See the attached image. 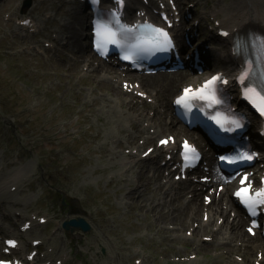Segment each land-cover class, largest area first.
Instances as JSON below:
<instances>
[{
	"label": "rangeland",
	"instance_id": "374dc122",
	"mask_svg": "<svg viewBox=\"0 0 264 264\" xmlns=\"http://www.w3.org/2000/svg\"><path fill=\"white\" fill-rule=\"evenodd\" d=\"M21 1L0 0V155L3 157L0 164L7 163L2 171L3 179L10 180L9 172L14 168L27 170L29 166L35 175L25 190L3 193L1 199L13 207H24V212L29 209L25 214L34 219L37 217L32 208L39 210L42 206L47 216L55 215L52 220L55 226L57 216L61 218L64 213L69 218L84 217L91 225L89 230L60 228L61 243L57 242L58 238L51 239L59 250L67 246L75 250L78 264H110V261L137 264L131 258L133 245L148 251L144 264H237L219 254L223 245L217 240L224 241L227 235L219 234L215 242L204 241L200 247L195 240L184 236L191 222L190 212L176 211L184 201L183 193L178 199L175 194L164 193L165 185L158 186V180L147 177L141 167H137V172L121 171L125 162L121 150L126 147L122 146L123 140L127 137L137 144L138 137L115 130L125 124L119 122L117 104L109 106L106 100H115L117 87L86 70L81 60L83 55L79 54V60L69 64L65 54L59 58L45 45L46 40L52 42L54 28L73 33L69 23L76 21L73 1L31 0L33 4L26 6ZM215 1L199 0L196 6L205 27L229 10L225 1V7L211 18V10L217 11ZM27 15L38 23L39 32L30 33L14 25ZM52 18L56 23L50 22ZM211 59H217L218 66L222 67V60L230 59L228 48L217 57L212 53ZM231 64L230 61V67ZM91 65L94 67V62ZM185 82L190 79L179 86ZM151 88L153 85L148 90ZM154 88L161 95L167 93L160 92L157 86ZM162 103H166L165 99ZM138 150H141L139 146ZM141 171L144 178L134 181L137 173L141 176ZM144 182H149L147 189L142 185ZM135 186L138 189L133 192ZM199 209L200 206L197 215ZM229 226L227 222L222 228L229 229ZM45 231L52 233L48 227ZM240 231L247 239L235 238L229 249L242 254L252 264L256 248L251 243L258 237L247 235L243 229ZM79 249L82 253L78 254ZM192 254L196 256L190 258ZM171 256L174 261L168 259ZM176 256L185 258L175 260Z\"/></svg>",
	"mask_w": 264,
	"mask_h": 264
},
{
	"label": "bare ground",
	"instance_id": "6f19581e",
	"mask_svg": "<svg viewBox=\"0 0 264 264\" xmlns=\"http://www.w3.org/2000/svg\"><path fill=\"white\" fill-rule=\"evenodd\" d=\"M227 2L226 7L229 8V10H226L223 14L225 17V15H227L226 13L229 14L228 17L226 18H222V22L223 23H228L231 26V35L233 37H235L236 33H238L239 36L243 37L246 35V33H248L250 30L252 29H260L262 31H264V0H216L215 2L217 3L216 5V10L214 9L211 10V14L212 13H217L218 11H220L223 7V2ZM132 3L138 4L140 3L138 0H132ZM142 1H141V6H142ZM215 7V6H214ZM73 13V20H76L74 23L69 22L70 25L72 26V34H70V32H66L63 33L61 32V30H58V32H56V37L54 38V41L57 45H53L54 46V54H56L59 58H63L60 55L67 53V57H68V62L69 64L73 61H78L79 59L77 58V52L80 55H87L89 57V52L87 49H83L82 46H78L79 42H80V29L84 24V18L81 14L80 11V6L75 5V8L72 11ZM52 20H54V18H52ZM188 24H184V27H187ZM29 26L31 27H35L36 24L34 22H31L29 24ZM25 27V25L23 26ZM59 37L60 38H65L66 41L65 42H59ZM226 41V39H225ZM227 42V41H226ZM76 47V48H74ZM214 52L212 50V53H214L215 57L219 56L220 54L223 53V51L226 50V48L224 46H222L221 44L217 46V44L215 45V47H213ZM225 49V50H224ZM209 56V53L207 54ZM237 55H241L240 53H238ZM84 56V57H85ZM90 58V57H89ZM232 59H237L238 58L234 55H231ZM65 59V57H64ZM222 65L223 67L228 70L231 71L233 67H230V60H222ZM87 64V63H86ZM215 65L218 64V60L216 59ZM188 65L187 62H185L184 67H186ZM87 69H89L88 71H92L93 75H100V78L104 81H109L110 82V76L108 73H106V69L101 66V67H93L90 64H87L86 66ZM102 71V73L100 72H96V71ZM188 76V72H186L185 74L180 73L178 75V78H173V79H169V80H164V79H156L155 77L152 76H146V77H142L141 80L144 84H152L155 85L159 88L160 92L164 91V92H174L176 90V88L179 86L180 83L184 82L187 79ZM194 80H197V77L194 78ZM102 83V82H101ZM144 84L141 83L142 87H144ZM134 88H137L139 90H143V88H140L138 85H133ZM127 98L129 99H133L135 97L134 93H128L126 94ZM159 96H161V94L159 93ZM118 106V109L115 110L117 112V114H123V110L121 108V102L118 100H112L111 98H108L106 100V104L109 106L114 107L116 104ZM165 106L167 109H169L170 105L168 102L165 103ZM126 116V114L124 115ZM163 123H166V120H164ZM176 126L172 127V129H175ZM245 142V141H243ZM127 144L129 143L128 141L126 142ZM130 153H133L135 156H141L139 152L136 151V147H132L129 150ZM145 158V157H143ZM7 163L2 164L0 167V201H1V205H2V215L4 217H6L11 208L13 207V204L9 205L8 202H4L1 198L3 193H6V188L10 185V183L15 182L19 179V181L21 179H23L28 173L31 172L32 170V166H29L30 169L27 170H20L19 168H14L13 170H11L9 172V176L11 177L10 180L7 179H3V175H2V171L3 169L6 167ZM130 169V168H129ZM149 169V168H148ZM148 170H145V172ZM156 171L153 170L152 173H155ZM147 174V172H146ZM142 177H143V173H142ZM18 181V182H19ZM17 182V183H18ZM149 182H144V187L145 189H147V185ZM183 188H186V186H183ZM22 190H25L24 185H22V187L20 188L21 192ZM184 195V194H183ZM177 198H180V190L178 191L177 194ZM200 206L201 208V201L198 199V197L196 195H194V197L188 199V200H184L178 208H176L177 213L182 212L183 210H187L189 211L191 214L196 215L198 212V207ZM213 214H216V211H212ZM227 208L224 207L222 209V215L223 216V222H227L228 218H227ZM3 217V218H4ZM80 217H73V218H69L68 213H64V215L59 218L58 220V224L62 226L63 221H69L70 219H77ZM163 218H165L163 216ZM240 219V217H238ZM86 221V220H85ZM238 223V221H237ZM10 224V223H9ZM12 225V224H11ZM61 226L59 228H57L53 233H47L44 232V236L47 242V247L48 245H50L51 243V239L52 238H58L57 242L59 241V239L61 240L62 238V234L61 231L62 229ZM237 227V226H236ZM203 228V226H200V229ZM222 229H220L218 232H216V234H213L214 238L217 237V234L221 232ZM197 232V229L195 230ZM233 235L234 237L241 235L242 238L244 239L245 237L242 235L240 228L237 227L236 230L231 231L229 236ZM61 237V238H60ZM64 240H62L63 242ZM227 243H223L222 245L226 248L232 246L228 241H226ZM59 244L61 243V241L58 242ZM251 245L260 247L262 246V243H260L259 241L256 242H252ZM23 246V245H21ZM18 248L15 249V251H17ZM262 249L264 251V245L262 246ZM53 254L55 256V260L57 261L56 264H74L75 263V250H70V255H66L64 252L59 251V250H52ZM79 250H78V254H79ZM52 260V259H51ZM33 264H36V262H34ZM110 264H113V261H110ZM119 264V263H118Z\"/></svg>",
	"mask_w": 264,
	"mask_h": 264
},
{
	"label": "snow or ice",
	"instance_id": "6c2138e0",
	"mask_svg": "<svg viewBox=\"0 0 264 264\" xmlns=\"http://www.w3.org/2000/svg\"><path fill=\"white\" fill-rule=\"evenodd\" d=\"M156 32V35L158 37L157 39V43H161L164 45H171V38L169 37L168 33L166 31H164L163 29H155L154 30ZM113 36L115 35L114 33L112 34ZM112 43H115V40L113 39L111 41ZM220 77L214 76L211 80L206 82V85L204 86V88H201L198 92H192L191 89H185V95L182 96L177 102L178 103H182L185 100L191 97H198L199 99H206V100H211L212 103H218V101L215 99V95L214 93L212 95H208L206 93V89L210 86L216 83L217 80H219ZM254 91V90H253ZM262 100H264V97L261 98ZM261 111L264 112V107L261 108ZM236 127H240V125L237 123ZM161 143H167V141H161ZM185 149H186V156L185 159L187 160H191L193 159V156L190 154H194L195 153V149L189 145L187 142H185L184 145ZM241 159H247V160H251L253 159L252 156H245L242 157ZM244 179H247V177H245ZM244 181L242 180L241 183H243ZM242 193H247L248 189H242L241 190ZM241 193H237V195H240ZM256 196L260 197V196H264V189H262L261 191L256 193ZM246 202L251 203V204H255V203H264V200H260V201H252V200H247ZM251 231V229H250ZM9 243H14V242H9Z\"/></svg>",
	"mask_w": 264,
	"mask_h": 264
},
{
	"label": "water",
	"instance_id": "95a60500",
	"mask_svg": "<svg viewBox=\"0 0 264 264\" xmlns=\"http://www.w3.org/2000/svg\"><path fill=\"white\" fill-rule=\"evenodd\" d=\"M64 225L67 227H71V228L79 227L82 230L89 229V224L82 217L77 218V219H70L69 221H65Z\"/></svg>",
	"mask_w": 264,
	"mask_h": 264
}]
</instances>
